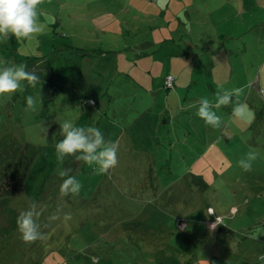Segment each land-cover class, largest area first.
<instances>
[{"label":"rangeland","instance_id":"1","mask_svg":"<svg viewBox=\"0 0 264 264\" xmlns=\"http://www.w3.org/2000/svg\"><path fill=\"white\" fill-rule=\"evenodd\" d=\"M226 1L45 0L58 25L34 42L0 40V61L24 60L40 77L0 96V135L11 124L40 151L11 207L19 215L35 201L45 234L32 244L17 227L0 237V264H264V84L253 86L264 82V59L227 39L236 18L246 30L249 11L234 6L224 21ZM235 88L249 112L213 107L221 127L206 126L199 99L215 104ZM27 95L35 110H25ZM65 120L118 142V166L98 174L75 157L60 164L53 133ZM250 149L259 155L246 172L237 162ZM58 168L72 169L78 195L61 196Z\"/></svg>","mask_w":264,"mask_h":264},{"label":"clouds","instance_id":"2","mask_svg":"<svg viewBox=\"0 0 264 264\" xmlns=\"http://www.w3.org/2000/svg\"><path fill=\"white\" fill-rule=\"evenodd\" d=\"M45 0H0V40L14 38L23 43L25 41H37L39 35L43 34L48 25L56 23L53 15L42 11ZM5 66L0 67V96H11L18 91H24V83L35 88L40 83V77L36 74L35 68L27 70L24 63L11 64L7 61H0ZM243 88H235L231 91L224 90L215 94V104L207 97H201L197 102V116L205 122L206 126L214 129L221 127V118L212 109L233 105L231 114L236 118H243L248 112V106L238 103L233 98L239 97ZM40 103L43 97L40 95ZM26 111L35 110L37 100L32 95L25 97ZM85 103H94L86 101ZM187 107H196V104H189ZM57 133L62 139L55 142L56 159L63 164L66 157H75L77 161H83L88 166H97L98 174H107L109 170L118 166V142L106 141L100 129L88 126L78 127L71 120H65L59 124ZM258 150L250 149L246 156L237 163L244 171L252 170V163L258 158ZM71 168H58V175L63 178L60 185L61 196L78 195L82 187L75 176L69 175ZM59 209L52 214L49 220L59 219ZM41 212L37 209V203H29L27 210L21 211L17 217V229L21 239L26 244L42 240L45 234L40 230L38 222ZM65 220L71 219L65 214ZM218 219V218H217ZM217 222V220H216ZM256 238V237H255ZM259 259L264 261V253L258 254Z\"/></svg>","mask_w":264,"mask_h":264},{"label":"trees","instance_id":"3","mask_svg":"<svg viewBox=\"0 0 264 264\" xmlns=\"http://www.w3.org/2000/svg\"><path fill=\"white\" fill-rule=\"evenodd\" d=\"M72 50L75 51L77 48L72 47ZM75 53L76 51L73 52ZM28 60L27 58V63H31ZM168 79L167 87L170 88L174 82L173 80L169 82ZM261 93V96H264V93ZM90 105L94 106L95 102ZM13 130L11 124L7 125L6 132L0 135V237L9 235L17 227L18 215L11 207V199L22 190L34 163L40 156V151L36 146L21 142Z\"/></svg>","mask_w":264,"mask_h":264},{"label":"crops","instance_id":"4","mask_svg":"<svg viewBox=\"0 0 264 264\" xmlns=\"http://www.w3.org/2000/svg\"><path fill=\"white\" fill-rule=\"evenodd\" d=\"M226 3L229 6L226 7V5H224L225 6L224 9H222L221 11L224 14L229 12L221 16L222 20L224 21L233 17V12L237 11L234 8V6H237L239 8L245 5L246 10L249 11V19L245 23L247 27L246 30L239 29L241 27V22H240L241 17L236 18L237 21L239 22V24L236 27L225 26L229 33H233L231 35L228 34L227 39H231V41H233L232 43L236 44L234 48L239 49L240 52H244V49L247 53L249 50L251 51L256 50V53L261 54V56H259V59L260 60L264 59V0H234L231 1L230 3L229 1H226ZM53 16L56 19V25H58L57 21L60 19L56 18L55 15ZM250 28L252 29L248 32L247 30ZM234 37L238 39H234ZM257 44L260 45V48H257ZM228 50H232V49L229 48ZM233 52L234 51H232V53ZM70 56H73V53L70 54ZM260 74L261 72H259L257 76H261ZM262 84H264L263 80L259 81L258 79L253 86H256L255 88L260 89Z\"/></svg>","mask_w":264,"mask_h":264},{"label":"built area","instance_id":"5","mask_svg":"<svg viewBox=\"0 0 264 264\" xmlns=\"http://www.w3.org/2000/svg\"><path fill=\"white\" fill-rule=\"evenodd\" d=\"M173 79L170 77L169 79H168V81L170 82V81H172Z\"/></svg>","mask_w":264,"mask_h":264}]
</instances>
